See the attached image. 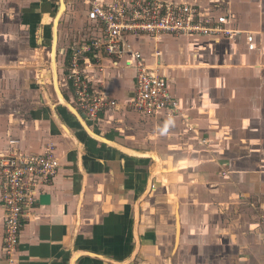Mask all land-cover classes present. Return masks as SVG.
Listing matches in <instances>:
<instances>
[{"label": "crops", "instance_id": "crops-1", "mask_svg": "<svg viewBox=\"0 0 264 264\" xmlns=\"http://www.w3.org/2000/svg\"><path fill=\"white\" fill-rule=\"evenodd\" d=\"M163 1L193 4L206 16L223 15L239 34L145 38L136 45L148 59L159 49L170 89L192 125L209 137L208 147L176 116L107 110L96 121L84 119L101 137L160 158L153 187L138 201L144 199L133 232L134 204L145 190L152 160L122 155L74 132L78 148L48 110L34 109L29 117L19 113L12 80L22 69L12 61V35L35 36L53 4L0 0V154L8 153L9 139H17L19 148L32 154L51 143L60 160L25 220L16 264H264L259 223L264 214V0ZM78 5H66L72 21L62 47L73 41L72 26L85 21L86 9ZM247 33L254 37V51L247 48ZM133 77L127 86L120 71L106 75L103 85L121 106L132 96ZM19 96L25 99L22 92ZM3 219L0 204V264H8Z\"/></svg>", "mask_w": 264, "mask_h": 264}, {"label": "built area", "instance_id": "built-area-1", "mask_svg": "<svg viewBox=\"0 0 264 264\" xmlns=\"http://www.w3.org/2000/svg\"><path fill=\"white\" fill-rule=\"evenodd\" d=\"M77 1L86 9L85 22L61 51L66 91L72 92L76 111H82L86 121L98 120L107 110H124L144 117L176 116L186 132L207 145L208 139L199 137L170 89L162 72L159 49L155 48L148 59L136 45L140 39L160 41L165 36L233 39L239 32L228 27L229 19L223 15L206 16L187 2ZM245 40L248 50L254 51L253 35L247 33ZM122 69L133 72L134 86L132 96L121 106L103 84L109 71ZM95 75L101 80L96 81ZM9 144L8 153L0 154V204L4 212L3 253L8 264H16L25 220L34 209L41 187L58 172L60 160L51 143L41 154L21 150L17 139H9ZM259 223L264 228V214L259 215Z\"/></svg>", "mask_w": 264, "mask_h": 264}, {"label": "rangeland", "instance_id": "rangeland-1", "mask_svg": "<svg viewBox=\"0 0 264 264\" xmlns=\"http://www.w3.org/2000/svg\"><path fill=\"white\" fill-rule=\"evenodd\" d=\"M65 3L66 5H69L72 7L73 6L79 7L77 0H65ZM52 4H53V7H52V15H50L51 18L45 17L44 22H43L44 25H42L41 23L38 24L39 26H38V29L36 30L37 33H35V36L32 35L31 37L28 33H19V31L18 33L12 35L14 39L12 41L13 44H11L12 50H13L12 61L16 62V66L21 67L20 69H22L20 76L16 75L15 79L12 80V97H14V99L17 102V105H18L17 110L19 111V113L22 115H25L26 117H29L30 113H32L34 109H45V110H48L53 120L52 110H56L61 116V118L65 120V122L67 123L69 122L72 125V126L67 125L68 126L67 127L61 121L62 124L61 123L60 124L62 126V129H61L62 134L64 135L65 138L70 139L76 144L78 148H80L81 145L79 141L77 140V138L74 136V132L76 134L78 133V136L83 139L85 137L84 136L85 133L82 130V128L79 125H77L76 119L64 107L58 106L57 98L55 97L54 91L51 87V78H50L51 71H50V63H49V50H50V45H51V36H50L49 29L51 27V24L53 23L54 17L52 18V16L55 15V13L57 12L59 8L58 0H52ZM71 21H72L71 14H68V12H66L65 15H62L61 20L59 22V28H58L59 29V33H58L59 42L56 47L57 64H58L57 67H58L59 72L62 71L61 69L62 52L61 51L63 48L62 45L64 44L63 35L65 34L64 31L68 27H70ZM13 24L17 26V22H13ZM81 27L75 29L76 27L72 26L71 34L74 35L76 30L80 29ZM39 29L43 30V33H38ZM44 31H47V33H44ZM28 38L30 39L28 40ZM120 72L122 75V81L124 85H127V86L131 85L130 81H131L133 72L130 70H126V69H122L120 70ZM22 73L24 76L23 78H22ZM33 80L34 82L32 83ZM30 81L32 85L30 84ZM20 92L23 93V96L25 97V99H22L21 96H19ZM62 93L64 97H66V100L72 106L75 105V101L73 97L71 96L72 92L70 93H68L67 91L65 92V88H64L62 89ZM80 113L85 117V114L82 111H80ZM57 122H60L58 118H57ZM69 127H72V131L71 129H69ZM201 136L204 139H209V137L206 134L199 133V137ZM208 145L210 144L207 143V145H204V146L208 147ZM149 168L147 170H149ZM161 169H162V166H161ZM164 170H165V166H164ZM162 174H165V172L162 171Z\"/></svg>", "mask_w": 264, "mask_h": 264}, {"label": "water", "instance_id": "water-1", "mask_svg": "<svg viewBox=\"0 0 264 264\" xmlns=\"http://www.w3.org/2000/svg\"><path fill=\"white\" fill-rule=\"evenodd\" d=\"M61 3H62V0H58V4H59V8L61 7ZM59 8H58V12H59ZM58 12L55 13L54 16L57 17L58 15ZM65 13V12H64ZM64 15V14H63ZM55 17V18H56ZM61 20V19H60ZM60 22V21H59ZM58 27H59V23L56 25L55 21L54 23L51 25V45H50V51L53 49V43L55 41V31L57 33V38H58ZM58 40V39H57ZM57 44H58V41L56 43V47H57ZM55 59H56V63H57V51L55 53ZM50 73H51V87L54 91V95L55 97L59 100H63L64 101V105H60L58 104V106H61V107H64L75 119L76 121L79 123L80 127L82 128V130L84 131L85 135L87 137H89L90 139L94 140V141H97L99 143H102L106 146H109L113 149H115L116 151L120 152L122 155H125V153H123L121 150L113 147V146H110L108 145V142L110 143H114L116 145H118L117 143L111 141V140H107L103 137H101L100 135L96 134L94 131H92L88 125V123L84 120V118L82 117V115L79 113V112H76L74 107L71 106V104L66 100V98L64 97L63 93H62V87L60 85V81H59V71H58V67L56 66V71H53L52 67H51V63H50ZM54 72V73H53ZM52 110V109H51ZM55 111V112H54ZM52 113H53V119H54V122L56 123L57 127H59L60 129H62V126H61V121L67 126V124L65 123V121L61 118V116L59 115V113L56 111V110H52ZM57 118L59 119L60 122H57ZM61 123V124H60ZM68 127V126H67ZM74 137V136H73ZM120 146V145H119ZM122 147V146H121ZM124 148V147H123ZM127 149V148H125ZM132 151V150H131ZM135 151V150H134ZM138 152V151H137ZM141 152H145V153H149L150 154H153L155 155L159 160V156L155 153V152H152V151H142ZM127 156V155H126ZM152 160V166L149 168L148 172H147V176H146V185H145V190L138 196V198L136 199L135 201V204H134V222H133V232L135 231V227H138V222H139V219H140V216H139V209H140V204L142 203V200L139 205L137 206V210H136V205H137V202L139 201V199L144 195V193L146 192V190L148 189V186L150 185L151 188L153 187V179L150 181V177H151V174H152V167L153 165L155 164L154 163V159L151 157L150 158ZM137 211H138V214H137ZM137 224V226H136ZM135 236V234H134ZM138 244V239H136V245H135V248ZM134 248V250H135Z\"/></svg>", "mask_w": 264, "mask_h": 264}, {"label": "bare ground", "instance_id": "bare-ground-1", "mask_svg": "<svg viewBox=\"0 0 264 264\" xmlns=\"http://www.w3.org/2000/svg\"><path fill=\"white\" fill-rule=\"evenodd\" d=\"M66 11V3H65V0H62V3H61V7L59 8V12H58V10H57V12H58V15H57V17L56 16H54V18H53V23H54V21H55V23H56V25L59 23V21H60V19H61V17H62V15L64 14V12ZM56 12V13H57ZM56 17V18H55ZM52 23V24H53ZM58 38H57V33H56V31H55V41H54V43H53V49L50 51L49 50V63H51V67H52V69H53V71H56V66L58 65L57 63H56V59H55V53H56V43H57V40ZM54 73V72H53ZM57 102H58V104H60V105H64V101L61 99H57ZM72 106V105H71ZM75 109V108H74ZM75 111H76V109H75ZM77 112V111H76ZM67 131V130H66ZM108 140V139H107ZM108 145H110V146H113V147H115V148H117V149H119V150H121L123 153H125V155H128V156H131V157H138V158H153L155 161H154V163L156 164V167H155V169L153 170V172H152V174H151V177H150V181L152 180V178H153V175H156L157 173H158V171H159V166H160V160L155 156V155H153V154H150V152L149 153H145V152H141V151H138L137 152V150H132L131 151V149H125V148H123V147H121V146H119V145H116V144H114V143H110V142H108ZM150 185L148 186V189L146 190V192H145V194L139 199V201L147 194V192H148V190L150 189ZM139 204H138V202H137V205H136V210H137V206H138ZM137 214H138V211H137ZM135 237H137L136 236V232H135ZM137 239V238H136ZM138 245V244H137ZM137 247V246H136ZM126 263V262H125Z\"/></svg>", "mask_w": 264, "mask_h": 264}, {"label": "trees", "instance_id": "trees-1", "mask_svg": "<svg viewBox=\"0 0 264 264\" xmlns=\"http://www.w3.org/2000/svg\"><path fill=\"white\" fill-rule=\"evenodd\" d=\"M64 76H65V71H60L59 72V81H60V85H61V87H63V81H64ZM66 98V97H65ZM64 120V119H63ZM65 121V120H64ZM68 126L70 125V123L68 122H65ZM77 125H79V123L77 122ZM80 126V125H79Z\"/></svg>", "mask_w": 264, "mask_h": 264}]
</instances>
